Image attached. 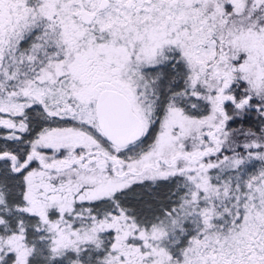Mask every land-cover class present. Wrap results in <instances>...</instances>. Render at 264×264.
I'll return each mask as SVG.
<instances>
[{
    "label": "snow or ice",
    "instance_id": "snow-or-ice-1",
    "mask_svg": "<svg viewBox=\"0 0 264 264\" xmlns=\"http://www.w3.org/2000/svg\"><path fill=\"white\" fill-rule=\"evenodd\" d=\"M0 264H264V0H0Z\"/></svg>",
    "mask_w": 264,
    "mask_h": 264
}]
</instances>
